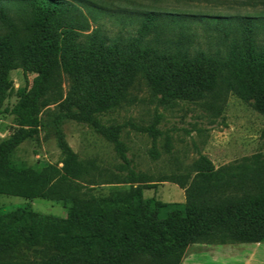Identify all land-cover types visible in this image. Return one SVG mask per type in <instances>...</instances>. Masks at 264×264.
<instances>
[{
    "label": "trees",
    "instance_id": "trees-1",
    "mask_svg": "<svg viewBox=\"0 0 264 264\" xmlns=\"http://www.w3.org/2000/svg\"><path fill=\"white\" fill-rule=\"evenodd\" d=\"M105 17L119 22L116 33L101 22ZM16 66L32 78L14 89L8 75ZM64 76L69 90L61 109L77 118L130 104L140 80L165 99L211 105L233 92L264 114V13L0 0V110L14 91L16 99L4 111L19 125L0 142V195L71 202L64 218L38 213L28 203L0 208V247H42L38 259L0 264H179L192 243L264 239V157L251 167L215 169L200 156L190 181V173L170 179L184 189V202L145 197L150 180L135 177L127 189L94 193L90 167L62 135L58 163H15L14 149L38 134L40 105L62 98ZM115 148L129 166L122 142L116 140Z\"/></svg>",
    "mask_w": 264,
    "mask_h": 264
},
{
    "label": "rangeland",
    "instance_id": "rangeland-1",
    "mask_svg": "<svg viewBox=\"0 0 264 264\" xmlns=\"http://www.w3.org/2000/svg\"><path fill=\"white\" fill-rule=\"evenodd\" d=\"M110 6H124L135 10L176 11L211 15H257L264 13V0H100ZM112 34L119 30L117 20L105 17ZM135 25L129 29H135ZM9 82L15 89L30 82L21 67L9 71ZM68 79L62 81V98L41 104V125L35 137L21 142L13 151L15 163L39 165L58 163L62 135L79 159L90 167L94 193L127 189L134 179H148L143 195L165 202H184V189L170 181L194 175L193 162L205 156L215 169L223 167H251L264 157V114L252 100L241 99L228 92L214 105L206 101L182 98L165 99L155 94L140 80L131 88L132 102L121 107L104 109L92 119L77 118L61 109L67 96ZM12 91L0 110V142L18 128L16 115L4 107L15 101ZM122 142L129 166L120 159L115 145ZM61 165V163H59ZM130 170L134 174L130 173ZM165 179V180H158ZM36 212L64 218L71 202L62 200L0 195V208L14 210L25 204ZM41 246L31 249L21 244L0 247V260L31 261L41 257Z\"/></svg>",
    "mask_w": 264,
    "mask_h": 264
},
{
    "label": "crops",
    "instance_id": "crops-1",
    "mask_svg": "<svg viewBox=\"0 0 264 264\" xmlns=\"http://www.w3.org/2000/svg\"><path fill=\"white\" fill-rule=\"evenodd\" d=\"M179 264H264V239L258 242L192 243Z\"/></svg>",
    "mask_w": 264,
    "mask_h": 264
}]
</instances>
